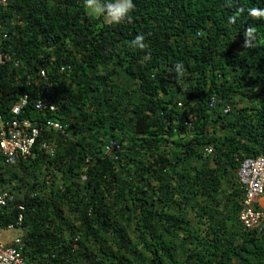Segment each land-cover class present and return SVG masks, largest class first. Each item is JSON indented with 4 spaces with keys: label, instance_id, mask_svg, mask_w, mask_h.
Segmentation results:
<instances>
[{
    "label": "trees",
    "instance_id": "1",
    "mask_svg": "<svg viewBox=\"0 0 264 264\" xmlns=\"http://www.w3.org/2000/svg\"><path fill=\"white\" fill-rule=\"evenodd\" d=\"M133 4L120 24L90 15L84 0L0 5V50L9 54L0 115L13 117L27 94L17 117L35 120L33 100L48 98L56 109L46 118L65 131H42L54 156L36 145L9 166L0 155V186L15 195L0 227L21 215L34 264H264V225L239 220L236 179L242 159L264 156V18L248 15L264 0ZM248 27L255 39L245 48ZM138 34L143 50L129 46ZM121 75L134 87L123 89ZM110 141L120 149L109 154Z\"/></svg>",
    "mask_w": 264,
    "mask_h": 264
},
{
    "label": "built area",
    "instance_id": "2",
    "mask_svg": "<svg viewBox=\"0 0 264 264\" xmlns=\"http://www.w3.org/2000/svg\"><path fill=\"white\" fill-rule=\"evenodd\" d=\"M7 0H0V5L6 6ZM0 35L6 37L3 26L0 23ZM9 59V54L0 50V63ZM18 65V60L14 61ZM63 66L61 67V70ZM41 77L46 76L45 69H40ZM28 95H23L12 106L13 117L5 118L0 115V155L4 165H13L19 158H26L33 153L34 146L43 150L49 156L56 153V144L52 139L42 136V131H53L65 133L63 125L59 120L46 118L47 112L56 109V104L48 98H35L34 108L42 115L35 120L30 118H19L21 108L28 102ZM228 108H225L227 111ZM39 119V120H37ZM41 136V139H40ZM105 152L114 153L120 146L110 141L106 143ZM213 151L211 145H205L203 153L210 154ZM117 157V155H114ZM236 179L239 187L243 190L242 207L238 213L241 223L249 229L261 228L264 225V156L245 157L239 163L236 170ZM13 189L9 186H0V208L8 205L14 200ZM17 225V226H16ZM16 225L9 223L5 228L0 227V264H34L27 260L23 252L24 243L21 240L22 232L13 236L9 240L1 239V231L6 229H21V215H19Z\"/></svg>",
    "mask_w": 264,
    "mask_h": 264
},
{
    "label": "clouds",
    "instance_id": "3",
    "mask_svg": "<svg viewBox=\"0 0 264 264\" xmlns=\"http://www.w3.org/2000/svg\"><path fill=\"white\" fill-rule=\"evenodd\" d=\"M84 6L88 10L90 15L96 17H105L109 23L120 24L128 18V14L133 10V0H84ZM248 15L255 18H264V10L257 8L248 9ZM229 23L235 22V14L229 16ZM244 47L254 46L252 41L255 39V29L248 27L245 30ZM129 46L131 48H139L141 50L147 47L144 36L138 34L130 41ZM172 71L177 75H182L185 71L183 63H176L173 65Z\"/></svg>",
    "mask_w": 264,
    "mask_h": 264
},
{
    "label": "rangeland",
    "instance_id": "4",
    "mask_svg": "<svg viewBox=\"0 0 264 264\" xmlns=\"http://www.w3.org/2000/svg\"><path fill=\"white\" fill-rule=\"evenodd\" d=\"M105 21H107L106 19H105ZM108 22V21H107ZM116 80L117 81H119L120 82V86L123 88V89H125L126 87H130V88H133L134 87V84L132 83V81L131 80H129V79H126V78H124V76L123 75H121L119 78L118 77H116ZM244 104V102H240L238 105V107H240V105H243ZM235 109V108H234ZM39 178H40V180H41V178H42V175L40 174L39 175ZM15 182H17L16 180H15ZM222 184H223V186H222V189H221V192H220V197H222V201L224 200V195H226L227 193H228V190H229V187H228V185L229 184H226V182L225 181H223L222 182ZM223 208V207H222ZM219 209H221V205H220V207H219ZM227 208H223V209H221V210H223L225 213H221V214H223V215H225L227 212H228V210H226ZM192 214H193V211H187V213H186V215L187 216H189V218L191 219V221H192V223H194L195 221H196V218H194L193 216H192ZM216 215V214H215ZM219 219H222V217L220 216V214L217 216ZM200 224V223H199ZM237 228V226H235V224H232V225H230V229H233V230H235ZM131 230V229H130ZM23 230H21V229H6V230H3V231H1V239L2 240H9V239H11L13 236H15V235H18L19 233H21ZM163 233V237H166L167 239H174V237H169V235H168V233H166V232H162ZM130 234L132 235V232H130ZM133 235H135V233H133ZM134 237V236H133ZM176 240V239H175ZM177 241V240H176ZM192 246V245H191Z\"/></svg>",
    "mask_w": 264,
    "mask_h": 264
}]
</instances>
